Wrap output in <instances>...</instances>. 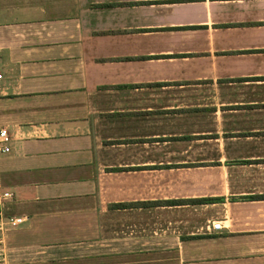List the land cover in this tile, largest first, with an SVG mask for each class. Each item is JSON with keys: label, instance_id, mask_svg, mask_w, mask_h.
Wrapping results in <instances>:
<instances>
[{"label": "crops", "instance_id": "0c3cea01", "mask_svg": "<svg viewBox=\"0 0 264 264\" xmlns=\"http://www.w3.org/2000/svg\"><path fill=\"white\" fill-rule=\"evenodd\" d=\"M0 72L7 264H264V0H0Z\"/></svg>", "mask_w": 264, "mask_h": 264}, {"label": "built area", "instance_id": "2783aa9c", "mask_svg": "<svg viewBox=\"0 0 264 264\" xmlns=\"http://www.w3.org/2000/svg\"><path fill=\"white\" fill-rule=\"evenodd\" d=\"M2 74L0 72V79ZM1 89V85H0ZM11 142V135L7 128H0V151L9 152ZM14 194L8 191H0V264H7L8 251L5 244V233L7 230L16 228L22 225L26 221V217L9 215L6 214L4 210V205L6 201L12 199ZM213 227L215 229L222 228V223L220 221L215 222Z\"/></svg>", "mask_w": 264, "mask_h": 264}, {"label": "trees", "instance_id": "16d2710c", "mask_svg": "<svg viewBox=\"0 0 264 264\" xmlns=\"http://www.w3.org/2000/svg\"><path fill=\"white\" fill-rule=\"evenodd\" d=\"M249 198H264V195H254ZM214 198H202V199H196V200H191L196 203H210L213 202ZM186 199H173V200H163V201H156V202H138V203H120L117 204L120 208H125L129 206H149L152 204H157V205H176V204H182L183 202H186Z\"/></svg>", "mask_w": 264, "mask_h": 264}]
</instances>
